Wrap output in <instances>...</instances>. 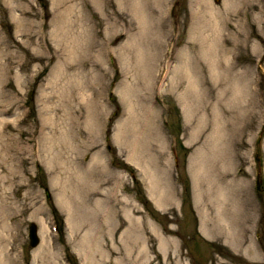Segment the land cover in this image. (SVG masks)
Returning <instances> with one entry per match:
<instances>
[{
  "label": "rangeland",
  "instance_id": "obj_1",
  "mask_svg": "<svg viewBox=\"0 0 264 264\" xmlns=\"http://www.w3.org/2000/svg\"><path fill=\"white\" fill-rule=\"evenodd\" d=\"M0 236V264H264V0H0Z\"/></svg>",
  "mask_w": 264,
  "mask_h": 264
},
{
  "label": "bare ground",
  "instance_id": "obj_2",
  "mask_svg": "<svg viewBox=\"0 0 264 264\" xmlns=\"http://www.w3.org/2000/svg\"><path fill=\"white\" fill-rule=\"evenodd\" d=\"M213 12H214V7L212 6V5H210V4H208L207 5V14H208V16L210 17V16H214L213 15ZM16 21H17V19H15ZM206 21H205V23L207 24V26L208 27H210V24L212 25V27H213V24L215 23H213V18H206L205 19ZM19 22V21H18ZM19 24V23H18ZM212 31V30H211ZM207 41H208V39H207ZM51 161H52V159L50 160L49 159V162H48V164H49V166H50V164H51ZM59 163H56V167L54 168V171L56 172V174H57V172L59 173V175H60V170H61V168H60V165H58ZM58 165V166H57ZM57 180V182L59 181V179H56ZM61 182H62V180H61ZM61 182H60V184H61ZM63 202L61 201L60 202V206H64L66 203L64 202L63 204H62ZM66 207V206H65ZM67 208V207H66ZM209 225V224H208ZM59 227H60V225H59ZM44 229V228H43ZM206 229V228H205ZM211 231L209 230V227H208V229L207 230H204V233L206 234V236H210L211 234H209ZM40 234H39V236L40 237H43L42 236V234H43V232H42V230H40V232H39ZM0 238H2L1 236H0ZM2 239H4V238H2ZM2 239H0V240H2ZM2 242L0 241V244H1ZM3 260H5V259H3ZM6 262V261H5Z\"/></svg>",
  "mask_w": 264,
  "mask_h": 264
},
{
  "label": "water",
  "instance_id": "obj_3",
  "mask_svg": "<svg viewBox=\"0 0 264 264\" xmlns=\"http://www.w3.org/2000/svg\"><path fill=\"white\" fill-rule=\"evenodd\" d=\"M30 246L35 247L38 244L37 229L34 224L30 225L29 229Z\"/></svg>",
  "mask_w": 264,
  "mask_h": 264
},
{
  "label": "trees",
  "instance_id": "obj_4",
  "mask_svg": "<svg viewBox=\"0 0 264 264\" xmlns=\"http://www.w3.org/2000/svg\"><path fill=\"white\" fill-rule=\"evenodd\" d=\"M132 170L133 169H131V171L129 170V172H130V174H131V176L133 177V179H134V175H133V173H132ZM138 200H139V202L143 205V207H145V208H147V209H149V203H148V201L141 195L140 197H138Z\"/></svg>",
  "mask_w": 264,
  "mask_h": 264
}]
</instances>
